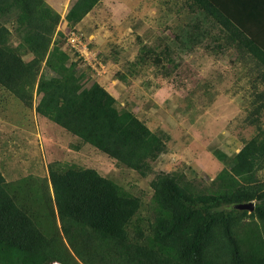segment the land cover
<instances>
[{
	"label": "trees",
	"instance_id": "16d2710c",
	"mask_svg": "<svg viewBox=\"0 0 264 264\" xmlns=\"http://www.w3.org/2000/svg\"><path fill=\"white\" fill-rule=\"evenodd\" d=\"M100 1L76 0L64 16L68 30ZM187 3L264 70V44L245 17L252 2ZM60 19L45 0H0V86L28 107L36 92V113L146 175L166 148L165 134L119 109L97 82L83 86L77 59L63 48ZM216 154L225 189L193 194L175 174L151 180V236L139 231L138 240L127 226L139 199L94 168L53 161L49 183L30 175L8 182L0 170V264H264V126L239 151ZM248 202L252 210L235 207Z\"/></svg>",
	"mask_w": 264,
	"mask_h": 264
},
{
	"label": "rangeland",
	"instance_id": "374dc122",
	"mask_svg": "<svg viewBox=\"0 0 264 264\" xmlns=\"http://www.w3.org/2000/svg\"><path fill=\"white\" fill-rule=\"evenodd\" d=\"M45 1L60 13L57 29L67 36L63 48L77 59L83 86H103L119 109L165 134L166 148L141 175L36 113V92L28 107L0 86L5 180L30 175L49 183L53 161L94 168L139 199L127 226L132 240L140 239L139 231L151 236L150 182L157 175L180 176L193 194L225 189L217 179L224 162L216 153L239 151L264 126L262 67L227 41L216 22L196 17L188 0H101L76 31L64 19L76 0Z\"/></svg>",
	"mask_w": 264,
	"mask_h": 264
},
{
	"label": "crops",
	"instance_id": "0c3cea01",
	"mask_svg": "<svg viewBox=\"0 0 264 264\" xmlns=\"http://www.w3.org/2000/svg\"><path fill=\"white\" fill-rule=\"evenodd\" d=\"M239 3L252 2V9L247 10L245 13L246 21L251 27L252 32L255 36L264 44V0H257L258 3L253 2L254 0H234ZM262 7L263 9H259Z\"/></svg>",
	"mask_w": 264,
	"mask_h": 264
},
{
	"label": "water",
	"instance_id": "95a60500",
	"mask_svg": "<svg viewBox=\"0 0 264 264\" xmlns=\"http://www.w3.org/2000/svg\"><path fill=\"white\" fill-rule=\"evenodd\" d=\"M254 204L252 202H248V203H239L236 204L235 207L237 209H247V210H252Z\"/></svg>",
	"mask_w": 264,
	"mask_h": 264
},
{
	"label": "built area",
	"instance_id": "2783aa9c",
	"mask_svg": "<svg viewBox=\"0 0 264 264\" xmlns=\"http://www.w3.org/2000/svg\"><path fill=\"white\" fill-rule=\"evenodd\" d=\"M67 39H68V38H67ZM69 40H70V41H74V39H73L72 36L69 37ZM51 264H61V263H59V262H57V261H53V262H51Z\"/></svg>",
	"mask_w": 264,
	"mask_h": 264
}]
</instances>
